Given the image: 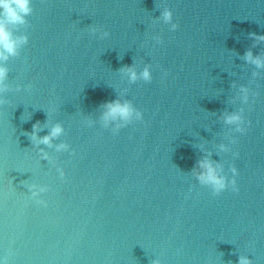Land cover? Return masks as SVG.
I'll list each match as a JSON object with an SVG mask.
<instances>
[{
  "label": "water",
  "instance_id": "obj_1",
  "mask_svg": "<svg viewBox=\"0 0 264 264\" xmlns=\"http://www.w3.org/2000/svg\"><path fill=\"white\" fill-rule=\"evenodd\" d=\"M32 7L27 26H9L28 43L0 62V264H264V66L245 59L264 60L251 35H264V0ZM125 67H148L151 82ZM113 100L143 119L114 133L123 122L102 120ZM237 112L243 133L225 122ZM37 122L38 139L64 133L36 143ZM203 159L229 178L235 166L237 190L201 185Z\"/></svg>",
  "mask_w": 264,
  "mask_h": 264
},
{
  "label": "clouds",
  "instance_id": "obj_2",
  "mask_svg": "<svg viewBox=\"0 0 264 264\" xmlns=\"http://www.w3.org/2000/svg\"><path fill=\"white\" fill-rule=\"evenodd\" d=\"M32 12V0H0V62L6 61L10 56L17 55L19 47L28 43L27 35L16 37L9 26H27L29 23L27 18L32 14ZM162 18L166 23L171 24L172 31L177 29L178 25L173 23V13L170 9L165 8V10L162 12ZM91 31L96 32L97 29L93 27ZM108 35V32H103V36ZM251 35L259 41H264V35L256 36L255 33H252ZM156 39L159 43V37ZM245 59L251 63H254L257 67L264 66V60H261L260 57H253L251 51H248L245 54ZM121 71L128 74L131 82H135L138 79H142L144 82H151L152 80V73L148 67H145L144 70L139 74H137V72L132 67H125L121 69ZM7 77L8 69L2 63H0V96H2V94L8 90L6 85ZM28 87L30 90L31 86L29 85ZM241 91L245 93L244 100L247 101V89H241ZM4 103L5 101L0 98V105ZM103 107L106 109L102 115V120L104 121L105 126H107L110 121L119 120L123 122L122 124L116 125V128L113 129L114 133L118 132L120 128L130 123L133 118L136 120L143 119V113L137 110L130 101H107ZM225 122L230 125H236V131L239 133H243L245 131V121L239 112L227 115L225 117ZM39 126V122H37L33 125V131L31 133H27V135H29L30 138L36 143L48 145L53 138H58L64 133L62 125L56 124L51 128L48 135L38 139L36 133L39 130ZM221 147L223 148V146ZM67 148L68 145L63 143L58 146V150ZM198 166L201 169L200 172H196L195 169H193L197 180L201 185L210 187L214 195H219L228 187H231L234 191L237 190L235 177L238 174V171L235 166H232L230 169L232 173L231 178L226 175H222L220 166L214 165L213 162L208 159L198 161ZM60 177H64L63 170H60ZM35 195L36 193L34 192L33 196ZM37 203L42 205L46 204L45 201H37ZM152 264H160V261L155 260L152 262ZM238 264H253V262L248 257L241 256L239 258Z\"/></svg>",
  "mask_w": 264,
  "mask_h": 264
}]
</instances>
